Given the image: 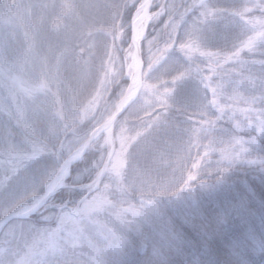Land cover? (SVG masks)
<instances>
[{"label": "trees", "instance_id": "obj_1", "mask_svg": "<svg viewBox=\"0 0 264 264\" xmlns=\"http://www.w3.org/2000/svg\"><path fill=\"white\" fill-rule=\"evenodd\" d=\"M19 1V4L8 6L4 0H0V16H13L23 20L25 6L21 4L22 0ZM54 1L44 0L51 4ZM175 1L162 2L163 8L170 6L167 14L171 16L158 24L161 38L153 49L161 48L170 41L173 34L170 26L179 21L183 10L180 7L182 2L173 8ZM187 1L183 3H188ZM142 2L143 0H76V4L68 2L72 7L76 6V12L83 15L84 19L78 18L82 19V25L75 29L78 21L73 27L74 23L66 20V27L57 33L52 32L56 38L55 43L39 40L37 46L42 57L39 62L41 66L45 65L48 72L49 68L55 66L56 59H59L57 52L62 41L64 49H67V58L61 62L53 80L48 74L46 90L40 95L30 96L28 107L22 111V115L28 119L30 112L31 116L34 115L33 108L40 103L38 110L41 118L35 116L36 122L32 123L34 132L27 142L42 149L38 163L35 161L39 168L43 167L41 163L44 160L56 156L52 161L58 169L67 158V155H62V143L74 136L76 139L87 136L103 122L104 110L118 102L119 99L113 95L127 83L124 69L120 81L108 92L106 102L103 105L100 103V109L92 115L91 110L95 105L90 103L91 105L81 109L82 103L79 100L81 91L90 86V81L87 80L84 88L79 85L87 77L94 75L91 74L92 70L97 67L99 69V60L109 49L108 52L113 51L119 57H125L131 49L132 18ZM207 3L225 11L220 18L211 21L204 28L199 44L200 51L206 54L188 57L186 51L179 48L185 29L193 17L198 15V12L190 13L186 22L178 28L175 43L163 56L166 65L174 64L177 71L184 68L181 81L168 94L167 80L162 81L165 83L161 85H158V81L145 80V88H156L153 97L148 96L145 88L142 89L136 101L116 121L113 156L117 157L119 153L123 144L121 139H133V143L119 158V167L113 168L111 159L108 162L111 140L108 149H97L94 156L101 159L91 160L84 167V160L90 158L93 150L92 145L82 162L72 167L67 184L54 194L38 214L27 220L34 221L42 213L53 212L55 218L52 223H56L61 211L70 209L73 214L88 196L94 194L89 189L94 184L97 187L96 194L107 192L115 208L132 206L139 209L138 215L133 218L132 230L124 236V246L120 252L102 256L103 254L81 244V249L75 252L78 259L82 257L80 264H92L89 258H93L97 264H237V254H243L252 264H264V253L253 252L245 241L249 231L257 235L264 234V184L256 178V169L237 163L226 176L225 185L208 190L202 186L215 185L220 175L219 169L227 167L228 162L219 163L212 159L197 163L202 146L199 144L197 150L193 146L205 133L203 126L199 125L205 119L215 120L214 115H217L211 110L212 115L204 114L203 108H206L208 99L216 100L227 108L225 117L234 111L231 116H235V119L240 116V110L264 109V41L258 40L251 50H242L240 59L235 62H221L224 54L234 52L245 40L260 31L258 22L264 20V11L260 5L264 0H207ZM154 8L153 2L151 12ZM241 12L242 16L238 14ZM104 29L107 34L103 33ZM43 34L48 36V30L44 29ZM217 52L221 54V60L207 55ZM142 59L145 64L143 50ZM125 66L126 62L123 63L124 68ZM221 81L226 86L217 89L214 94L213 88ZM20 103L18 101L16 105ZM0 109L11 110L7 103H0ZM53 120L56 125L55 133L50 135L51 126H48L47 121ZM23 121L25 124V120ZM222 124L225 126V122ZM238 131L234 129V133L229 134H236ZM10 132L15 130L12 128L6 131L1 138L0 148L5 146L7 138L17 143L15 134L18 130L12 137ZM28 150L26 145L23 152L20 151L25 156L20 157L18 152H14L10 158H7L6 152L1 154V162L16 163L17 170L11 174L14 178L27 170ZM195 165H200V169L195 177H191V170ZM10 167L7 165V170ZM80 172V181H75ZM29 182L35 181L31 178ZM30 183L26 182L28 185ZM0 187L1 192L7 189ZM31 187H21L18 190H28L27 195L9 213L29 206L35 197L43 194L45 184L40 182L32 192ZM235 216H239L238 219ZM97 220H100L99 217Z\"/></svg>", "mask_w": 264, "mask_h": 264}, {"label": "rangeland", "instance_id": "obj_2", "mask_svg": "<svg viewBox=\"0 0 264 264\" xmlns=\"http://www.w3.org/2000/svg\"><path fill=\"white\" fill-rule=\"evenodd\" d=\"M4 1L8 6L20 3L19 0ZM184 1L186 0H176L174 5L180 4V2L183 3ZM68 2L76 4V0H55L53 4L46 3L44 0H34L32 2L22 0L21 4L25 6V16H23V20L13 16H0V103H7L11 109H0V142H2L1 138L3 135L5 136L7 130L12 128L15 130V132L9 133L11 137L18 130L15 134L17 143L15 144L12 142V139L7 138L5 146L0 148V157L1 154L5 152L7 158L14 155V152H18L19 157L20 155L25 156L20 153V151L23 152L22 150L26 145L29 149L28 152H26V158L29 161L28 168L22 172L18 178H14V176L11 175L17 170H15L16 163L9 162L5 164L0 160V186L7 188L3 192L0 191V218L7 215L12 207L23 202L22 198L27 195L26 191L28 190L25 192L18 191L21 187L28 186V188H30V186H32V192L38 188L40 182H43V185L45 184L46 186L57 171L52 161L56 156L44 160V162L41 163L43 167L39 168L35 164V161L38 163L37 160L40 157L39 153L42 154V149L39 148V146L37 148L33 143H27L31 134L34 132L32 123L36 122L35 116L37 115L39 119L41 118V114L38 110V105L40 103L33 108L34 115L31 116L30 112L28 119H25L22 115V111L28 107L30 96L40 95L46 90L48 74L52 76L53 80L54 75L58 73L61 62L67 58V49H64V41H62L61 47L57 52L58 55H60L59 59H56L55 66L49 68L48 72L45 65L41 66L39 62V59H42L37 46L39 40L55 43L56 38L52 32L57 33L59 30L66 27V20L73 22V27L76 21H78L75 29H78L80 25H82V19H84L82 18L83 15L76 12V6L72 7ZM162 2L163 0L154 1L155 8L153 12H151L148 25L151 26L150 29L147 30L146 39L141 46V50H143L146 56L141 91L142 89L144 90L146 86L145 80L148 82L150 79L158 81V85L165 83L162 81L167 80L169 94V90L174 89L181 81V73L184 68H179L177 71L174 64L166 65V59L163 58L164 52L175 43L174 40L178 33V28L180 27H177V22H173L170 26L173 33L169 39L170 41L163 44L161 48L153 49L161 38V34L159 33L160 26H158V24L161 20L168 19V16H171L167 14V12L169 13L170 11V6L163 8ZM187 2H190V0ZM139 15L140 14H137V16ZM79 17L82 19H78ZM44 29L48 30V36H44ZM139 30L140 25L138 24L136 27V32L138 34L140 32ZM103 33L107 34V31L104 29ZM41 44L42 43H40V45ZM108 51L103 58L99 60L100 67L99 69L97 67L98 71L95 72L97 69H93L91 74L94 73V75H91L89 78L87 77L86 81L79 85L80 88H84L87 85V80L90 81V86L81 91L79 100H81L80 102L82 103L80 106L81 109H85L90 103L95 105L91 110V115L94 111L100 109V103L103 105L104 102H106L107 95L120 81L123 69L125 75H127V83L124 87L120 88L117 93H114L115 95L113 96H116L117 100L121 99L124 95L129 79L134 72V66L132 64V47L124 58L119 57L113 51ZM195 54L201 56L199 52ZM209 56L210 55H208V57ZM210 57L217 60L215 56ZM233 61L235 62V59L226 63H231ZM125 62L126 66L124 68L123 63ZM154 74L156 75L154 76ZM59 77H62L61 74H59ZM145 89L148 96L153 97L156 88L148 86ZM162 90L167 92L166 88ZM18 101L21 103L16 105ZM213 101H215V103H213ZM115 103H112V106L110 108L108 107L104 112L103 109L101 110L104 114H102L104 117L102 120L103 122L112 113ZM221 109L223 111H221ZM203 110L205 115L209 116V114H211L210 110L216 112L217 115H214L215 120L210 121L205 119L204 123L202 122L201 125H199L200 127L203 126L205 133L201 136L200 140L196 141V144H193L196 150L199 144L202 146V152H198L199 157L197 163H201V161L204 160L211 161L212 159L221 163L222 155L227 158L235 156L237 153H239L242 158H247V155L250 156V154L245 153L243 149L249 147L248 141L251 137L259 134V125L264 121V109L259 111L240 110L238 112L240 116L236 119L235 116H231L234 115L235 112L231 111L228 119V117L224 116L228 111L227 108H224V105L216 100L208 99L206 108L204 107ZM53 111L55 114V108ZM12 114L13 118H11ZM59 118H61V115ZM23 120H25V124ZM224 122L225 126L222 124ZM47 123L48 126H51L50 135H54L56 126L54 120L47 121ZM234 129L239 131L236 134L230 135L229 133H234ZM88 135L80 139H76L74 136L75 138L73 137L72 139L64 141L61 145L62 155H67L68 158L85 141ZM110 140V136L104 134L92 144L93 150L89 155L90 158L84 160L86 162L84 167H87L91 160L96 161L101 159V157L96 158L94 155L98 148L108 149V147H110ZM121 140L123 144L120 147L117 157L112 154L110 158L113 168L119 167V158L124 155L127 148L133 143V139L128 137H124ZM223 162L228 161L224 159ZM7 165L11 166L9 170H7ZM199 169L200 165H195L191 170V177H195ZM27 176L31 177L28 178ZM81 176L82 172L78 173L75 181H80ZM31 178L32 181L35 182L30 183L29 180ZM68 179L63 183L62 187L67 184ZM26 182L30 184L28 185ZM96 188L95 184L89 187L90 190L94 191L92 192L94 194L88 196L82 202L79 209L76 210V212H72L73 214L68 211H61L56 223H52L55 214L49 212L46 214L42 213V215L34 221H13L6 225L0 232V264H80L82 257L78 259L75 256V252L81 249V244L88 246L92 251L98 254H103L102 256L120 252L124 246V236L132 230L133 218L138 215L139 209L137 210L132 206H116L117 208H115L107 192L96 194ZM35 198L31 204L34 202ZM22 209L23 208L20 210ZM97 217H99L100 220H97ZM237 217L239 216H235V218ZM243 219L245 218L243 217ZM84 257H86V255H84ZM89 259L92 264H97L93 258Z\"/></svg>", "mask_w": 264, "mask_h": 264}, {"label": "snow or ice", "instance_id": "obj_3", "mask_svg": "<svg viewBox=\"0 0 264 264\" xmlns=\"http://www.w3.org/2000/svg\"><path fill=\"white\" fill-rule=\"evenodd\" d=\"M176 6L173 5V8ZM183 10L180 12L179 21L177 22V27L183 25L186 22V17L193 12H198V15L194 16L191 23L188 24V27L185 29V36L179 42V48L182 51H186L188 57H191L195 53H200L205 55L200 51L199 40L203 35L204 28L210 25L211 21H214L221 17L224 9L212 7L207 3V0H190L188 3H182L180 6ZM261 10L264 11V3L260 5ZM244 11H247L245 9ZM236 14V13H234ZM243 15V12L238 13ZM260 24V31L253 36H250L245 40L240 47H238L234 52L224 54L221 62H228L231 60H239L240 53L244 49L251 50L257 41H264V20L258 22ZM207 55L215 56L218 60H221L220 53H207ZM264 63V61H262ZM226 85L223 81L216 84L213 88V93L215 94L217 89H223ZM215 103V101H213ZM221 111H223L221 109ZM258 135L251 137L248 141L249 147L243 149L245 153L252 154L247 158H242L239 153L235 156L224 157L222 155L221 161L227 159L228 166L221 167L219 169L220 175L216 181L215 185H203L202 187L207 188L208 190H215L226 183V176L231 173L232 169L237 163L247 164L248 167L254 168L257 171V177L260 179L261 184H264V121L261 122L258 128ZM246 184V182H245ZM247 245L251 248L253 252L259 251L264 253V234L257 235L256 233L249 231L245 237ZM237 264H252V261L247 259L243 254H237Z\"/></svg>", "mask_w": 264, "mask_h": 264}, {"label": "water", "instance_id": "obj_4", "mask_svg": "<svg viewBox=\"0 0 264 264\" xmlns=\"http://www.w3.org/2000/svg\"><path fill=\"white\" fill-rule=\"evenodd\" d=\"M152 4L153 0H144L133 18V23L131 26V43L133 47L132 64L134 66V72L129 79V83L124 95L116 103L109 117L92 132H90L85 141L59 166L51 181L46 184L42 196L37 197L30 206L24 207L19 212L10 213L0 218V232L6 225L13 221L28 220L39 213L40 210L54 196L56 191L60 189L63 183L69 178L71 168L81 162L90 146L104 134H107L111 137V148L108 155L109 162L114 151V125L116 121L121 116H123L129 107L135 102L141 91L144 69L141 55V44L145 39L147 26L150 22V10ZM137 14L140 15L137 16ZM138 24L140 25L139 34L136 32V27ZM102 172L103 169L101 170L100 175ZM67 210L71 211L70 209Z\"/></svg>", "mask_w": 264, "mask_h": 264}]
</instances>
